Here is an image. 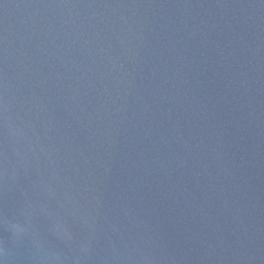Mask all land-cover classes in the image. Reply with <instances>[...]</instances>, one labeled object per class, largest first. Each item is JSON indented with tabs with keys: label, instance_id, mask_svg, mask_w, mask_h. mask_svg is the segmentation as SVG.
<instances>
[{
	"label": "water",
	"instance_id": "1",
	"mask_svg": "<svg viewBox=\"0 0 264 264\" xmlns=\"http://www.w3.org/2000/svg\"><path fill=\"white\" fill-rule=\"evenodd\" d=\"M0 264H264V0H0Z\"/></svg>",
	"mask_w": 264,
	"mask_h": 264
}]
</instances>
